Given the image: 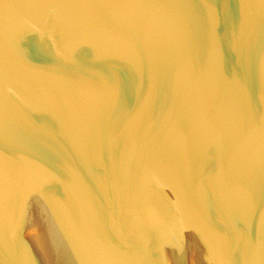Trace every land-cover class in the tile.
<instances>
[{"label": "water", "instance_id": "95a60500", "mask_svg": "<svg viewBox=\"0 0 264 264\" xmlns=\"http://www.w3.org/2000/svg\"><path fill=\"white\" fill-rule=\"evenodd\" d=\"M59 2L0 3V141H14L15 128L34 137L0 154V172L12 177L0 188V264H161V248L162 264H264L262 0H219L207 59L188 24L195 0L77 10ZM138 3L154 6H124ZM237 3L260 69L250 99L243 83L226 79V11ZM163 67L172 100L162 135L150 131V109L115 127L110 109L93 103L109 95L106 77L130 85ZM111 99L136 106L130 87ZM225 139L227 162L214 164L207 148Z\"/></svg>", "mask_w": 264, "mask_h": 264}, {"label": "snow or ice", "instance_id": "6c2138e0", "mask_svg": "<svg viewBox=\"0 0 264 264\" xmlns=\"http://www.w3.org/2000/svg\"><path fill=\"white\" fill-rule=\"evenodd\" d=\"M3 3V0H0ZM264 3V0H262ZM105 0H60L56 7L67 8L72 10L85 9V8H105L110 7ZM125 7H151L154 6L151 3H138V4H126ZM190 8L188 15V24L192 35H194L196 41L199 43L201 50L204 53L205 58H209L213 48V42L211 40V34L213 30V10L219 9L221 4L219 0H195L193 5L188 6ZM70 22H76L79 19L78 14L74 11L70 14ZM227 20V33L222 41L223 47L226 49L228 56V68L226 79L229 81H238L243 83L245 91L247 92L249 99L256 93L260 84V69L258 65V59L254 54L250 46H248L242 39V25L243 16L241 13V5L237 3L235 10L233 11L231 5H229L226 11ZM261 32L264 33V13L260 17ZM240 37V39H237ZM25 47H27L25 45ZM50 47V45H49ZM261 51L264 52V41L261 44ZM171 68H161L154 77L149 78H137L134 79L131 84L127 81L123 85L118 84L112 77L108 76L102 82V87L109 94L102 100L93 101L98 106H107L110 109L109 124L115 127H123L126 123L131 121L137 113L142 110L150 109V131L153 135H162V123L164 121L165 113L172 100V81L170 76ZM131 88L132 96L136 99V106L133 109L131 107V101H129L126 107L122 102L116 105L112 104L111 94H115L120 97L121 94L127 98L128 88ZM73 104H84L85 101L75 98L71 101ZM248 108H251L249 103ZM185 136H193V128L190 120L184 119L180 122ZM251 128V121L245 118L244 131L248 132ZM144 132L143 125L137 128V133L142 135ZM10 135H14V141L2 142L0 141V154L11 156L13 150L17 147L27 146L33 142V133L26 129L15 128L10 132ZM194 148L197 152L200 151V145L194 140ZM230 151V144L225 139L220 147L217 145H209L207 148V154L214 161H221L226 163L228 154ZM215 170V169H214ZM6 179H12V177H5L0 172V188H2ZM39 194L43 199L47 201L49 189L46 185H41L39 188ZM176 247L177 252L182 256V246L173 245ZM157 260L163 262V249H159L156 255Z\"/></svg>", "mask_w": 264, "mask_h": 264}]
</instances>
